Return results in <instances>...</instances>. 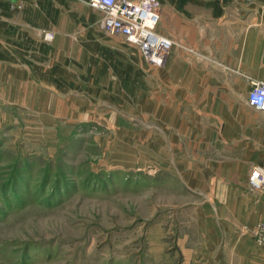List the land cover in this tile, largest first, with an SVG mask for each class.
Segmentation results:
<instances>
[{"label":"rangeland","instance_id":"374dc122","mask_svg":"<svg viewBox=\"0 0 264 264\" xmlns=\"http://www.w3.org/2000/svg\"><path fill=\"white\" fill-rule=\"evenodd\" d=\"M91 10L99 19L100 10ZM97 23L84 26L94 32L89 37L59 40L70 60V85L63 87V72H56L52 103L42 97L39 111L21 104L0 109V264L199 258L196 251L185 255L179 239L183 231L195 235L191 204L201 199L173 169L157 165L163 152L175 157L171 148L158 151L160 138L167 143L173 136L156 128L149 135L143 117L148 66Z\"/></svg>","mask_w":264,"mask_h":264},{"label":"crops","instance_id":"0c3cea01","mask_svg":"<svg viewBox=\"0 0 264 264\" xmlns=\"http://www.w3.org/2000/svg\"><path fill=\"white\" fill-rule=\"evenodd\" d=\"M159 3L156 29L173 45L163 66L145 63L143 117L149 135H157L156 128L159 135L173 136L167 143L160 138L158 151L171 148L175 157L163 152L157 165L173 169L201 199L191 204L195 235L183 231L179 239L185 255L196 251L199 258L181 262L264 264V247L252 238L255 226L264 223V190L248 186L250 165L264 166V112L246 101L251 82L264 81V0ZM86 5L89 1L0 0V109L21 104L39 111L42 97L48 106L60 85L59 71L62 86L69 87L70 60L59 40L94 33L84 26L101 16ZM97 28L101 31L98 23ZM47 31L53 34L49 42ZM177 136L185 141L177 142Z\"/></svg>","mask_w":264,"mask_h":264},{"label":"built area","instance_id":"2783aa9c","mask_svg":"<svg viewBox=\"0 0 264 264\" xmlns=\"http://www.w3.org/2000/svg\"><path fill=\"white\" fill-rule=\"evenodd\" d=\"M89 4L101 12V31L121 38L145 62L157 67L165 64L173 42L156 29L161 14L158 0H89ZM44 38L51 40L53 34L46 32ZM246 101L251 108L264 112V81L251 82ZM248 186L252 192L264 190V166L258 169L250 165ZM252 238L254 244L264 247V223L255 226Z\"/></svg>","mask_w":264,"mask_h":264},{"label":"trees","instance_id":"16d2710c","mask_svg":"<svg viewBox=\"0 0 264 264\" xmlns=\"http://www.w3.org/2000/svg\"><path fill=\"white\" fill-rule=\"evenodd\" d=\"M13 198L17 199L18 195L17 194H12ZM6 200V199H5Z\"/></svg>","mask_w":264,"mask_h":264}]
</instances>
